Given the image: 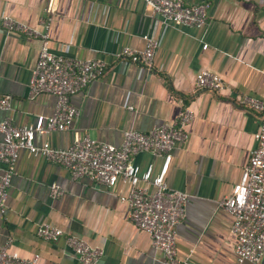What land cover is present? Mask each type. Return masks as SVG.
<instances>
[{"label":"crops","instance_id":"0c3cea01","mask_svg":"<svg viewBox=\"0 0 264 264\" xmlns=\"http://www.w3.org/2000/svg\"><path fill=\"white\" fill-rule=\"evenodd\" d=\"M48 2L0 0V92L11 96V108L0 110V119L20 126L54 109L52 94L27 95L41 40L3 30L1 19L8 14L38 30L46 22L49 50L70 58H99L106 68L71 96L79 110L71 126L36 134L34 143L64 148L78 134L118 145L124 130L148 131L189 109V137L176 143L165 175L170 188L190 195L176 225L177 255L191 264H239L233 217L220 202L239 180L260 123V113L238 100L246 95L264 100V0H186L208 5L207 22L200 28L165 22L143 0H53L51 13L45 10ZM144 35L159 43L150 69L116 56L125 46L142 49ZM201 69L218 73L222 89H198L195 75ZM133 160L141 167L152 162L154 171L162 162L148 153ZM4 167L0 162V174ZM14 167L0 210V244L11 238V249L21 257L39 254L37 264H80L63 237L47 241L36 235L37 226L48 222L100 247L96 264H161L150 236L132 224L120 200L125 184L108 188L87 177L73 178L65 167L25 149ZM52 183L62 189L60 196H50ZM147 191L153 187L147 185Z\"/></svg>","mask_w":264,"mask_h":264},{"label":"built area","instance_id":"2783aa9c","mask_svg":"<svg viewBox=\"0 0 264 264\" xmlns=\"http://www.w3.org/2000/svg\"><path fill=\"white\" fill-rule=\"evenodd\" d=\"M143 2L165 22L196 28L207 22V4H188L186 0ZM45 10L53 12V0H49ZM1 21L5 31L20 32L41 40L42 46L28 80L27 95L33 99L41 93H50L55 97V105L50 115L39 114L28 124L17 126L10 118L0 119V162L5 165L0 174V210L5 206L18 153L25 149L32 155L42 156L65 167L73 178L87 177L108 188L117 183L125 184L127 192L120 196V200L127 204L132 224L150 236L153 248L161 254V264H191L189 259L180 258L176 250V225L184 217L190 195L170 188L165 182V175L176 143L186 142L189 137L185 127L193 118L192 112L184 108L176 121L165 122L148 131L124 130L118 145L78 134L64 148L53 147L47 141L36 145V134H49L71 126L79 116V110L70 101L71 96L100 77L106 62L99 58H70L52 52L46 47L49 38V24L46 22L43 29L38 30L8 14H4ZM143 38L145 45L142 49L125 46L116 56L124 62L150 69L159 43L149 35ZM202 48L206 49L207 43L202 44ZM195 84L198 89L215 92L222 89L223 79L216 72L201 69L195 75ZM238 102L259 112L260 123L253 133L255 144L250 150L249 160L220 205L233 217L231 233L235 237L237 262L261 264L264 256V100L246 95ZM10 108L11 96L0 92V110ZM139 153L160 157L162 162L158 171H154L152 162L145 167L135 163L133 158ZM147 185L153 187V192L147 191ZM49 194L58 197L62 189L52 183ZM36 235L47 241L63 237L80 264H96L103 254L100 247L91 246L83 238L48 222L37 226ZM11 243L12 239L8 238L0 244V264L38 263L39 254L23 258L11 249Z\"/></svg>","mask_w":264,"mask_h":264},{"label":"water","instance_id":"95a60500","mask_svg":"<svg viewBox=\"0 0 264 264\" xmlns=\"http://www.w3.org/2000/svg\"><path fill=\"white\" fill-rule=\"evenodd\" d=\"M261 264H264V256H263V258H262Z\"/></svg>","mask_w":264,"mask_h":264}]
</instances>
